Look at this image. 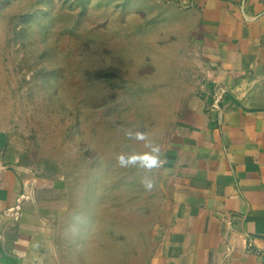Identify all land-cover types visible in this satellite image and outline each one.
Instances as JSON below:
<instances>
[{
	"label": "rangeland",
	"instance_id": "1",
	"mask_svg": "<svg viewBox=\"0 0 264 264\" xmlns=\"http://www.w3.org/2000/svg\"><path fill=\"white\" fill-rule=\"evenodd\" d=\"M169 1L0 0V125L29 176L65 183L40 197L67 264H142L151 248L170 129L195 79Z\"/></svg>",
	"mask_w": 264,
	"mask_h": 264
},
{
	"label": "crops",
	"instance_id": "2",
	"mask_svg": "<svg viewBox=\"0 0 264 264\" xmlns=\"http://www.w3.org/2000/svg\"><path fill=\"white\" fill-rule=\"evenodd\" d=\"M169 2L195 79L170 129L142 264H263L264 0ZM245 81L250 107L228 92ZM20 158L0 125V264H67L40 197L65 183L29 176Z\"/></svg>",
	"mask_w": 264,
	"mask_h": 264
},
{
	"label": "water",
	"instance_id": "3",
	"mask_svg": "<svg viewBox=\"0 0 264 264\" xmlns=\"http://www.w3.org/2000/svg\"><path fill=\"white\" fill-rule=\"evenodd\" d=\"M246 81L243 82V84L240 87H235L232 90L228 91L231 95H233L237 100L243 102V104L245 106H249V104L244 101V99L246 98L247 94L245 92V86H246Z\"/></svg>",
	"mask_w": 264,
	"mask_h": 264
},
{
	"label": "built area",
	"instance_id": "4",
	"mask_svg": "<svg viewBox=\"0 0 264 264\" xmlns=\"http://www.w3.org/2000/svg\"><path fill=\"white\" fill-rule=\"evenodd\" d=\"M263 264H264V254H263Z\"/></svg>",
	"mask_w": 264,
	"mask_h": 264
}]
</instances>
